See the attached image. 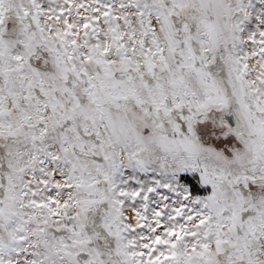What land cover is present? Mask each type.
Here are the masks:
<instances>
[{
    "label": "snow or ice",
    "instance_id": "1",
    "mask_svg": "<svg viewBox=\"0 0 264 264\" xmlns=\"http://www.w3.org/2000/svg\"><path fill=\"white\" fill-rule=\"evenodd\" d=\"M0 264H264V0H0Z\"/></svg>",
    "mask_w": 264,
    "mask_h": 264
}]
</instances>
